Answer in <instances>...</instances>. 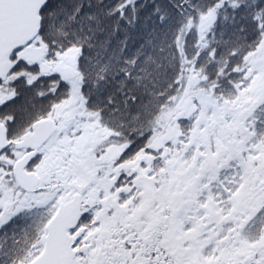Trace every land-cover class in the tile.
Masks as SVG:
<instances>
[{
  "label": "snow or ice",
  "instance_id": "obj_1",
  "mask_svg": "<svg viewBox=\"0 0 264 264\" xmlns=\"http://www.w3.org/2000/svg\"><path fill=\"white\" fill-rule=\"evenodd\" d=\"M0 264H264V0H0Z\"/></svg>",
  "mask_w": 264,
  "mask_h": 264
}]
</instances>
